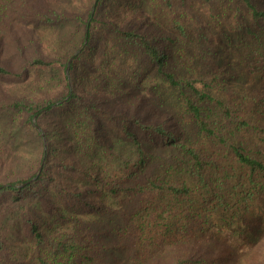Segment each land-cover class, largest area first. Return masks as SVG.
Returning a JSON list of instances; mask_svg holds the SVG:
<instances>
[{
    "label": "trees",
    "instance_id": "trees-1",
    "mask_svg": "<svg viewBox=\"0 0 264 264\" xmlns=\"http://www.w3.org/2000/svg\"><path fill=\"white\" fill-rule=\"evenodd\" d=\"M75 1L0 0V115L38 139L9 176L1 131L0 264H264V0ZM151 81L168 112L120 106Z\"/></svg>",
    "mask_w": 264,
    "mask_h": 264
},
{
    "label": "rangeland",
    "instance_id": "rangeland-1",
    "mask_svg": "<svg viewBox=\"0 0 264 264\" xmlns=\"http://www.w3.org/2000/svg\"><path fill=\"white\" fill-rule=\"evenodd\" d=\"M57 1L60 2L62 5L67 3V0H57ZM79 1L80 0L75 1V4H78ZM56 30L59 32L58 35L66 36V34L68 35L72 34V32L75 30V27L69 25V26L57 28ZM27 31L28 30H26L25 33L29 34V32ZM25 33L19 34L20 41L22 42V44H27L26 36H24ZM9 48L10 49H7L4 54L9 61H12L14 59V57H12L10 53L12 46H10ZM77 50L73 52L72 56L75 54V52H77ZM26 55H29L28 50H26ZM12 66H14V64ZM23 67L26 68L25 66ZM68 73H69V69H68ZM237 84L240 90L250 91L251 88L256 86V80L242 77L238 80ZM3 88L6 91L8 90L9 93L16 95L42 94L48 91V87H45V84L38 82L37 76L32 74V72L29 73L27 78L21 82L18 83L6 82L3 85ZM160 93L157 91L155 87V82L151 81V83L147 85L145 90L135 92L134 94L131 95L129 100L125 99L120 101V106L129 107L130 109L134 108L136 109L137 113L146 115L147 118H150L151 116H154L158 113L163 114L164 112L165 113L168 112V110L173 106L172 103L174 97L168 95L165 98L166 93H161V94ZM163 102L165 103L164 105ZM131 104L133 105L131 106ZM36 118L37 116H35L34 118V124L35 126H38L40 128L39 130L36 127L43 136V141L45 142L44 133L41 131V127L37 124ZM63 121H64V116L58 114H49L46 117V120H45V116L42 119V123L45 125L46 122V125L54 132L59 130L60 126H62L63 124ZM20 122H21L20 118L19 117L16 118V116H14L13 114H11L10 116L5 114L0 115V140H2V137L5 135L4 133L1 134V131L2 129L5 128L6 124H8V126L10 127H13L15 125V127H13V134H14V136H12V138L14 137L13 141H16L17 138L20 137L24 138V141L20 143L19 146L16 147L17 151L15 155L8 162V166L5 168L6 169L5 172L9 174V176H14L16 174L24 175V174H28V172L31 171V167L29 166V159L31 158L33 152L36 151L34 149L38 145L37 143L38 139L34 137V134H32V132L29 130L28 127L22 129L19 128L18 124ZM12 142L10 143L11 145ZM103 241H105L108 244L113 243L112 237L109 235L103 238ZM109 255L115 256L113 252H110Z\"/></svg>",
    "mask_w": 264,
    "mask_h": 264
},
{
    "label": "water",
    "instance_id": "water-1",
    "mask_svg": "<svg viewBox=\"0 0 264 264\" xmlns=\"http://www.w3.org/2000/svg\"><path fill=\"white\" fill-rule=\"evenodd\" d=\"M81 49L82 48H80L79 50H77V52H75V54L70 58V60H69V62H68V65H67V72H68V69H69V65H70V63H71V61H72V59L81 51ZM39 130H40V128L38 127V126H36ZM40 171H41V168H40V170H39V172H38V174L37 175H39V173H40ZM37 176H35L34 178H32L31 180H29L28 182H31V181H33L35 178H36Z\"/></svg>",
    "mask_w": 264,
    "mask_h": 264
}]
</instances>
